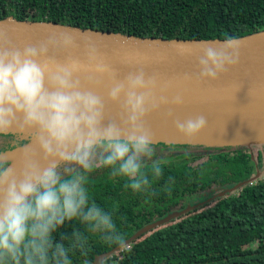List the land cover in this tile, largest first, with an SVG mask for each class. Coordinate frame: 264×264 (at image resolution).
<instances>
[{
  "label": "clouds",
  "instance_id": "1",
  "mask_svg": "<svg viewBox=\"0 0 264 264\" xmlns=\"http://www.w3.org/2000/svg\"><path fill=\"white\" fill-rule=\"evenodd\" d=\"M75 36L83 38L77 30L54 29L45 42L21 51L6 31H0V133L31 136V143L19 149V171L0 155V264H71V249L86 254L87 236L73 229L69 248L54 243L53 233L75 219L86 223L88 230L103 233L109 245L123 246L125 236L111 215L90 203L87 176L75 171L62 178L61 164L78 165L87 173L97 166L98 158L99 166L110 167L113 176L125 178V188L133 191L148 186L150 175L162 174L161 161L151 166L142 162V157L153 155L155 142L145 119L169 103L163 93L172 82L161 83L158 74L147 75L143 68L119 79L113 70L97 64L95 74L87 75L82 84L75 61L60 65L56 59L76 46ZM197 47L203 53L198 57L197 82L216 81L239 64L238 39L205 41ZM85 48L89 61H95L96 47L89 42ZM45 58L47 62L41 64ZM105 77L108 100L119 104V123L104 122L105 102L92 90L101 87ZM183 79L187 82L192 77L185 74ZM183 102L179 94L171 99L175 106ZM166 115L172 118L173 113ZM173 124L191 142L207 128L208 121L198 115L175 119ZM70 171L65 167V172Z\"/></svg>",
  "mask_w": 264,
  "mask_h": 264
},
{
  "label": "trees",
  "instance_id": "2",
  "mask_svg": "<svg viewBox=\"0 0 264 264\" xmlns=\"http://www.w3.org/2000/svg\"><path fill=\"white\" fill-rule=\"evenodd\" d=\"M47 22L137 38L164 40L241 39L264 32V0H0V21ZM29 134H0V155L9 164ZM151 166L161 161L162 174L149 176L140 191L125 188L126 179L98 165L87 173L90 203L109 213L128 239L147 224L197 205L233 186L259 177L198 205L147 232L107 257L103 264H264V143L203 141L153 143ZM174 158L184 160L173 165ZM167 160V161H166ZM65 166L61 164L59 168ZM69 166V165H66ZM87 236L86 254L71 249V264H92L108 252L104 234L88 230L79 219L53 233L54 243L71 248L72 231Z\"/></svg>",
  "mask_w": 264,
  "mask_h": 264
},
{
  "label": "water",
  "instance_id": "3",
  "mask_svg": "<svg viewBox=\"0 0 264 264\" xmlns=\"http://www.w3.org/2000/svg\"><path fill=\"white\" fill-rule=\"evenodd\" d=\"M54 29L77 30L78 33L83 34V38L74 37L75 47L56 58L60 65L75 61L79 65L76 76L81 79L82 84L87 75L95 74L97 64L105 65L113 70L119 79H123L137 68H143L147 75L158 74L161 83L172 82V85L163 93L169 103L162 105L158 111L150 113L145 119V124L154 135L168 137L172 143L203 141L264 143V32L238 39L241 48L240 61L236 67L228 69L216 81L197 82L198 57L203 54L197 45L205 41L219 43L223 40L137 38L47 22L0 21V31H6L13 45L21 51L27 46L45 42ZM89 42L97 49V58L93 62L89 61L85 48V44ZM51 55L50 51L49 57ZM46 62V58L40 60L41 64ZM49 71H54V67L49 66ZM185 74L190 75L192 79L184 81ZM92 90L105 102L104 122L115 120L119 123V104H113L108 100L107 78L105 77L101 87ZM161 94L158 89L157 96ZM178 94L183 96L184 102L180 106H175L171 103V99ZM169 111L173 113L172 118L166 115ZM198 115H204L207 118L208 126L195 140L188 142L177 133L173 121L175 119L183 121ZM157 140L169 142L166 139ZM30 143L31 140L28 144ZM19 159L18 151L9 166L17 165ZM258 177L259 173H256L251 180L241 182L206 201L172 212L145 225L124 240L123 246L118 244L110 251L95 256L92 264H103L107 257L127 248L147 232L193 210L198 205L223 197Z\"/></svg>",
  "mask_w": 264,
  "mask_h": 264
},
{
  "label": "rangeland",
  "instance_id": "4",
  "mask_svg": "<svg viewBox=\"0 0 264 264\" xmlns=\"http://www.w3.org/2000/svg\"><path fill=\"white\" fill-rule=\"evenodd\" d=\"M0 134H3V133H0ZM154 137H155V141H159V140H157V139H166V140H168L169 142H172V141H170L171 139H168V137H165V136H157V135H154ZM175 142H177V141H175ZM155 143V142H154ZM24 145H21L20 147L22 148ZM262 150L264 151V148H262ZM16 154V153H15ZM15 154H14V156H15ZM8 156V155H7ZM6 156V157H7ZM13 156V157H14ZM167 161V160H166ZM169 162H172V164L173 165H178V164H181L182 162H184V160H178V159H176V158H174L172 161H169ZM9 165V164H8ZM75 165H69V166H63V167H61V168H59L58 169V171L61 173V174H63V172H65V167H68V168H71V167H74ZM66 173V172H65Z\"/></svg>",
  "mask_w": 264,
  "mask_h": 264
},
{
  "label": "bare ground",
  "instance_id": "5",
  "mask_svg": "<svg viewBox=\"0 0 264 264\" xmlns=\"http://www.w3.org/2000/svg\"><path fill=\"white\" fill-rule=\"evenodd\" d=\"M33 148H35V145H33ZM37 151H38V149H37ZM38 158H39V157H38ZM16 167H17V170L19 171V169H20V167H21V161H20V159H19V161H18Z\"/></svg>",
  "mask_w": 264,
  "mask_h": 264
}]
</instances>
